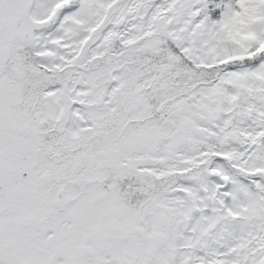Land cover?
I'll return each mask as SVG.
<instances>
[{"label": "snow or ice", "instance_id": "snow-or-ice-1", "mask_svg": "<svg viewBox=\"0 0 264 264\" xmlns=\"http://www.w3.org/2000/svg\"><path fill=\"white\" fill-rule=\"evenodd\" d=\"M0 264H264V0H0Z\"/></svg>", "mask_w": 264, "mask_h": 264}]
</instances>
